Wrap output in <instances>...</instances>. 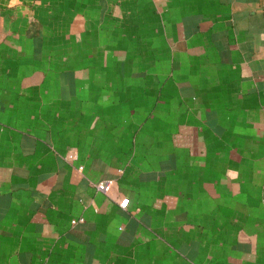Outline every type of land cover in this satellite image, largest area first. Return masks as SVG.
Masks as SVG:
<instances>
[{
    "label": "crops",
    "instance_id": "1",
    "mask_svg": "<svg viewBox=\"0 0 264 264\" xmlns=\"http://www.w3.org/2000/svg\"><path fill=\"white\" fill-rule=\"evenodd\" d=\"M0 264H264V0H0Z\"/></svg>",
    "mask_w": 264,
    "mask_h": 264
},
{
    "label": "built area",
    "instance_id": "2",
    "mask_svg": "<svg viewBox=\"0 0 264 264\" xmlns=\"http://www.w3.org/2000/svg\"><path fill=\"white\" fill-rule=\"evenodd\" d=\"M111 182L112 181H101V182H98L96 184V188L98 190H101V191L107 193L108 190L110 189ZM127 204H128V199L127 198H124V199L120 200V202H119V205L122 208H125L127 206Z\"/></svg>",
    "mask_w": 264,
    "mask_h": 264
}]
</instances>
